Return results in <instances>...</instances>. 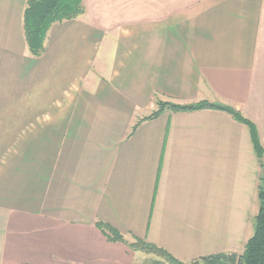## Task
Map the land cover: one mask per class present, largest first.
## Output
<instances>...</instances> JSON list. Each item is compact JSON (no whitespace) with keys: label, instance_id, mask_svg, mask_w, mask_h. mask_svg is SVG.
<instances>
[{"label":"crops","instance_id":"crops-1","mask_svg":"<svg viewBox=\"0 0 264 264\" xmlns=\"http://www.w3.org/2000/svg\"><path fill=\"white\" fill-rule=\"evenodd\" d=\"M0 0V264H153L103 220L192 262L242 254L259 211L264 0H84L31 54Z\"/></svg>","mask_w":264,"mask_h":264},{"label":"trees","instance_id":"trees-1","mask_svg":"<svg viewBox=\"0 0 264 264\" xmlns=\"http://www.w3.org/2000/svg\"><path fill=\"white\" fill-rule=\"evenodd\" d=\"M84 0H28L24 11V30L31 54L40 57L46 50V39L49 30L56 22L73 20L84 14ZM159 109L148 118L158 117L164 110L195 111L201 109H220L231 113L234 118L248 125L256 151L260 157L261 172L258 184L259 211L253 217L254 232L242 254L237 252H220L194 259L192 262L182 261L168 250L146 240L135 237L128 240L115 226L103 220H97L96 226L109 242H122L133 251L154 253L163 260H155L153 264H264V147L261 144L256 124L233 107L202 101L198 103L179 104L173 101H159Z\"/></svg>","mask_w":264,"mask_h":264},{"label":"rangeland","instance_id":"rangeland-1","mask_svg":"<svg viewBox=\"0 0 264 264\" xmlns=\"http://www.w3.org/2000/svg\"><path fill=\"white\" fill-rule=\"evenodd\" d=\"M264 100L262 99L260 102V110L263 112Z\"/></svg>","mask_w":264,"mask_h":264}]
</instances>
